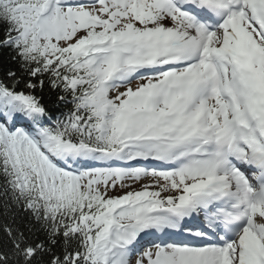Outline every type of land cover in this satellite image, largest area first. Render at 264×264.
Listing matches in <instances>:
<instances>
[{
	"label": "snow or ice",
	"instance_id": "1",
	"mask_svg": "<svg viewBox=\"0 0 264 264\" xmlns=\"http://www.w3.org/2000/svg\"><path fill=\"white\" fill-rule=\"evenodd\" d=\"M0 264H264V0H0Z\"/></svg>",
	"mask_w": 264,
	"mask_h": 264
}]
</instances>
